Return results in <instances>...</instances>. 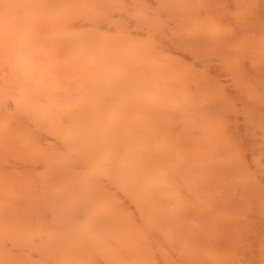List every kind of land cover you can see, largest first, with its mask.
Returning <instances> with one entry per match:
<instances>
[{"label":"bare ground","instance_id":"6f19581e","mask_svg":"<svg viewBox=\"0 0 264 264\" xmlns=\"http://www.w3.org/2000/svg\"><path fill=\"white\" fill-rule=\"evenodd\" d=\"M0 264H264V0H0Z\"/></svg>","mask_w":264,"mask_h":264}]
</instances>
